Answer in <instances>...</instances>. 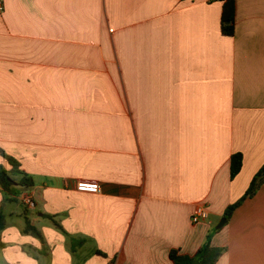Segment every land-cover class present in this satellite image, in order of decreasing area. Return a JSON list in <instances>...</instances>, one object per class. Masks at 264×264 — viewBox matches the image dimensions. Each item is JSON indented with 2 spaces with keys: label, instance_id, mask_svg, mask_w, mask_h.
<instances>
[{
  "label": "crops",
  "instance_id": "0c3cea01",
  "mask_svg": "<svg viewBox=\"0 0 264 264\" xmlns=\"http://www.w3.org/2000/svg\"><path fill=\"white\" fill-rule=\"evenodd\" d=\"M0 1V149L35 181L0 189V264H264V185L217 229L264 166V0L232 37L221 0Z\"/></svg>",
  "mask_w": 264,
  "mask_h": 264
},
{
  "label": "trees",
  "instance_id": "16d2710c",
  "mask_svg": "<svg viewBox=\"0 0 264 264\" xmlns=\"http://www.w3.org/2000/svg\"><path fill=\"white\" fill-rule=\"evenodd\" d=\"M223 2V11L221 19V30L223 35L232 37L236 29V0H221ZM0 156L5 158L11 169H6L0 165V189L12 199L19 198L23 191L34 188L35 181L32 176L21 169V163L0 149ZM243 167V155L234 154L231 158V179L234 180L241 172ZM19 176L17 180L15 177ZM264 185V166L257 172L252 179L249 188L245 194L234 204L230 205L224 218L229 221L234 212L241 207L248 199L254 198L261 187ZM52 218V217H51ZM56 226L62 230V227L56 223ZM6 227V215L0 211V249L3 248L1 233ZM25 232L36 234L41 233L31 225L29 219H26ZM225 249L211 246L210 242L203 245L195 255L182 254L179 250H172L169 254L173 264H217Z\"/></svg>",
  "mask_w": 264,
  "mask_h": 264
},
{
  "label": "built area",
  "instance_id": "2783aa9c",
  "mask_svg": "<svg viewBox=\"0 0 264 264\" xmlns=\"http://www.w3.org/2000/svg\"><path fill=\"white\" fill-rule=\"evenodd\" d=\"M4 10V5L0 1V11ZM77 190L84 193H91L97 194L101 192V186L98 182L95 181H79L77 183ZM25 204L29 209H35L36 203L30 198L24 200ZM209 218V211L208 209L203 206L199 205L196 207L193 213V222L199 223L200 221L207 220Z\"/></svg>",
  "mask_w": 264,
  "mask_h": 264
},
{
  "label": "rangeland",
  "instance_id": "374dc122",
  "mask_svg": "<svg viewBox=\"0 0 264 264\" xmlns=\"http://www.w3.org/2000/svg\"><path fill=\"white\" fill-rule=\"evenodd\" d=\"M15 205H20V204H19L18 202H16ZM21 212H22V214H23V213L25 214V213H26V208L22 206V208H21ZM222 220H223V219H222ZM222 220L218 222L217 226L222 222Z\"/></svg>",
  "mask_w": 264,
  "mask_h": 264
},
{
  "label": "water",
  "instance_id": "95a60500",
  "mask_svg": "<svg viewBox=\"0 0 264 264\" xmlns=\"http://www.w3.org/2000/svg\"><path fill=\"white\" fill-rule=\"evenodd\" d=\"M227 223V219H223L222 222L217 226V229H221Z\"/></svg>",
  "mask_w": 264,
  "mask_h": 264
}]
</instances>
